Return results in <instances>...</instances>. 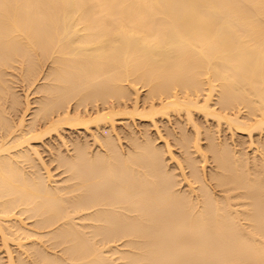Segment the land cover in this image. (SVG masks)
Returning a JSON list of instances; mask_svg holds the SVG:
<instances>
[{
  "label": "bare ground",
  "instance_id": "bare-ground-1",
  "mask_svg": "<svg viewBox=\"0 0 264 264\" xmlns=\"http://www.w3.org/2000/svg\"><path fill=\"white\" fill-rule=\"evenodd\" d=\"M0 264H264V0H0Z\"/></svg>",
  "mask_w": 264,
  "mask_h": 264
},
{
  "label": "rangeland",
  "instance_id": "rangeland-1",
  "mask_svg": "<svg viewBox=\"0 0 264 264\" xmlns=\"http://www.w3.org/2000/svg\"><path fill=\"white\" fill-rule=\"evenodd\" d=\"M21 86L22 85H20L19 87H18V89H19V91H22V89H23V86H22V88H21ZM144 88H141L140 89V94L142 95L143 93H144ZM23 92V91H22ZM37 94H33V93H31L30 95H29V98L32 100L35 96H36ZM141 103H143L142 101L140 102V104ZM129 105V104H128ZM143 104H141V106H142ZM131 105H129V107H130ZM195 113V112H194ZM198 112H196L195 114H194V119L196 120V122L199 124V126H200V128H202L201 130H203V132H204V126L205 127H208V128H214V126H215V128L212 130V131H214V132H216L217 133V128H219V127H217L216 128V125H214V124H216L212 119H210V118H208V119H204L205 117H203L200 113L199 114H197ZM200 115V116H199ZM202 116V117H201ZM27 118L29 117V115H27L26 116ZM136 117V118H135ZM171 119H167V118H165L164 117V119H158V120H156V124H157V126H158V128H159V130H160V133H161V136H162V139L163 140H167V141H169L170 143H171V149H172V151H173V153H174V155L177 157V159H179L180 160V158L178 157L179 156V148H178V146L174 143V141H173V136H172V134H168L167 133V129L166 128H170V130H171V128H173L172 130H174V128H175V130H174V132H178V128H177V130H176V124H175V126H174V118H173V116L171 115V117H170ZM130 122H131V125L135 128V129H140V128H142V126L143 125H145V123H146V120L145 119H143V118H139V116H137V115H134V119L132 120V119H128ZM144 120V121H143ZM181 120H183L182 118H181ZM210 121V122H209ZM125 122H126V120H124V119H118L115 123H116V125L119 127V126H122L123 124H125ZM145 122V123H144ZM184 122V123H183ZM213 123V124H212ZM183 124H185V125H183ZM208 124V125H207ZM214 125L213 127L211 126V125ZM182 125L185 127V129H187L188 131H189V133H191V126H190V124L189 123H187L185 120H183L182 121ZM150 127V131H151V133L153 132L154 134H155V127L153 126V125H149ZM221 129V131L219 130V133H217V136H219L220 138H225V136H226V138L229 136L230 137V135H228L229 134V132H228V130L224 127V126H222V127H220ZM225 128V129H224ZM93 130H94V128H93ZM226 130V131H225ZM65 134H67L68 132L70 133V130L69 129H66L65 131ZM68 133V134H69ZM74 134L75 133H81V132H73ZM152 133V134H153ZM239 135V134H238ZM204 137V133L203 134H201V137ZM228 137V138H229ZM227 138V139H228ZM231 138V137H230ZM235 138H237V137H235ZM254 138H257V136L255 135V137ZM48 139L49 138H47L46 140L48 141ZM229 140V139H228ZM256 140V139H255ZM160 141H162L161 139L158 141L160 144H162V142H160ZM121 142H125V140L124 139H122L121 140ZM205 142V140L204 139H202L201 140V143H204ZM229 142H230V140H229ZM91 145V144H90ZM92 149H96L97 147H96V145L94 144V145H92V147H91ZM43 156H44V158L45 159H48V155L46 154V152L45 153H43ZM207 165L209 164V163H206ZM187 170V169H186Z\"/></svg>",
  "mask_w": 264,
  "mask_h": 264
}]
</instances>
